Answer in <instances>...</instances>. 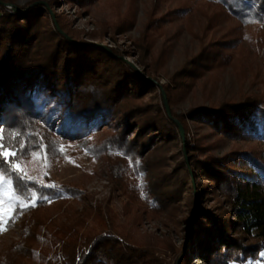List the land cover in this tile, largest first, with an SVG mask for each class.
Returning a JSON list of instances; mask_svg holds the SVG:
<instances>
[{"label":"trees","instance_id":"trees-1","mask_svg":"<svg viewBox=\"0 0 264 264\" xmlns=\"http://www.w3.org/2000/svg\"><path fill=\"white\" fill-rule=\"evenodd\" d=\"M201 1L220 7L224 15L242 26L264 32V0ZM1 2L0 174L10 181L17 196L36 202L82 198L75 186H43L27 179L14 162L32 152L62 158L75 148L83 149L91 136L110 128L113 133L92 152L105 158L111 181L129 200L149 204L147 208L135 207L143 215L164 217L168 211L174 212L178 194L171 189L172 184L155 177L159 167L152 162L157 151L164 154V147L184 141L175 120L158 104L144 101L146 93L156 90L152 80L139 75L118 50L78 39L58 20L67 36L62 34L51 13L41 7L16 14L6 6L14 5L15 0ZM153 12L137 39L138 62L160 86L162 66L149 58L157 39L167 34L159 19H153ZM249 41L264 61V41ZM202 47L189 59L195 67L193 78L200 77L196 72L205 67H221L229 61V55L223 52L228 51L227 44L216 52L212 46ZM179 72V76H187L190 69L186 65ZM161 87L170 99L171 86ZM190 115L206 117L213 129L231 139L264 141V95L198 106L190 110ZM173 116L188 132L182 114L173 112ZM61 143L68 149L63 153L58 148ZM184 149L195 173L213 181L225 205L219 213L198 210L206 222L202 225L198 219L188 253L195 250L196 258L208 264H245L264 250V150L233 152L245 166V170H236L218 156L197 155L188 140ZM5 151L16 155L5 157ZM184 170L189 177L187 165ZM206 189L202 187V191ZM90 219L99 221L96 228L88 223ZM42 233L31 235L34 239H29V248L20 245L17 251L28 249L30 254L46 257L44 251L33 248L34 241L42 240ZM53 235L56 249L45 264H171L161 247L176 249L169 242L162 246L155 240L139 241L133 234L122 232L102 202L94 201L85 206L67 231ZM14 250L11 248L0 264H26L13 260Z\"/></svg>","mask_w":264,"mask_h":264},{"label":"rangeland","instance_id":"rangeland-1","mask_svg":"<svg viewBox=\"0 0 264 264\" xmlns=\"http://www.w3.org/2000/svg\"><path fill=\"white\" fill-rule=\"evenodd\" d=\"M15 1L14 6L10 4L7 7L16 14L30 12L33 7H41L78 39L118 50L123 60L137 66L143 73V66L138 62L140 53L137 39L147 25L154 7L153 19H159V24L167 36L158 38L150 52L149 60L162 66L158 81L160 86L155 78L145 73L155 84L156 90L146 93L144 101L158 104L167 113L166 100L172 114H182L188 132L185 130L184 142L179 141L176 145L164 147V154L157 151L153 157L152 163L159 167L155 177L159 181L165 180L167 185L172 184L171 189L178 194L177 207L174 206V212L168 211L165 214L166 220L163 219L165 216L148 217L138 211L135 207L147 208L149 204L129 200L111 181L105 158L92 152L104 138L113 133L110 128L91 136L88 145L83 149L75 148L73 153L68 152L62 158L32 152L28 157L14 162L15 168L19 165L17 169L27 179L37 181L43 186H75L82 192L83 197L51 199L46 202H36L33 198L29 201L18 197L10 181L0 174V260L14 247L15 256L12 258L18 263L23 260L26 264H45V260H50L56 249L53 246V234L64 229L67 231L73 220H77L82 214L85 206L94 201L102 202L104 209L113 216L115 224H118L122 232L133 234L139 241L155 240L162 246L167 242L173 244L175 250L161 247L163 256L171 264H208L196 258L195 250L188 253V242L198 228V219H203L198 210L222 212L225 208L224 196L214 186L213 181L195 173L184 143L188 140L201 157L215 155L223 158L236 170H245L244 161L236 159L233 152L247 149L263 151L264 141L231 139L213 129L206 117H192L190 110L202 105L240 100L246 95H264V61L249 41H264V32L240 25L235 19L224 15L220 7L201 0ZM41 1L45 3L33 6ZM15 7L24 11H18ZM50 20L49 16V22ZM223 44L228 47V51H223L229 55L228 63L221 67H205L199 73L196 72L200 77L193 78L196 75L191 73L195 67L189 63V59L202 46H212L211 50L216 52L221 51ZM186 65L190 72L187 76H179V70ZM136 71L138 72L137 69ZM138 74L141 75L139 72ZM163 85L171 86L168 92L170 99L161 87ZM58 148L62 153L68 150L63 143ZM186 165L189 177L184 170ZM154 169L156 170V166ZM202 187L207 189L202 191ZM205 222L202 220V225ZM88 223L96 228L99 221L90 219ZM40 231L43 232L42 240L34 241L33 248L38 247L44 251L43 255L46 257L30 254L28 249L27 252L17 251L16 248L20 245L29 248L32 244L30 240L33 241V237H36L34 234L39 235ZM245 264H264V250Z\"/></svg>","mask_w":264,"mask_h":264},{"label":"water","instance_id":"water-1","mask_svg":"<svg viewBox=\"0 0 264 264\" xmlns=\"http://www.w3.org/2000/svg\"><path fill=\"white\" fill-rule=\"evenodd\" d=\"M38 3H45V2H43V1H41V2H36L35 4H33V6L38 5ZM0 4H2L1 0H0ZM9 5H10V4H6V6H9ZM11 5H13V4H11ZM13 6H14V5H13ZM15 8H16V10H18V11H24V10H21L20 8H18V7H15ZM55 22H56V25L58 26L59 31H60L62 34H65V35L67 36V34L64 32V30L61 29V28L59 27V25H58V23H57L56 20H55ZM94 44H95V45L102 46V47H105V45H103V44H99V43H96V42H95ZM134 67L138 70V72H139L142 76L146 77L145 73H143V72L141 71V69H139L137 66H134ZM164 96H165V94H164ZM165 105H166V110H167V113H168L169 117L172 118V119H174L175 122L178 124V126H179V128H180V131H181L182 138H183V140H185V129H184L183 125L181 124V122H179V120H177V119L174 118V116H173V114H172V112H171L170 106H169V104H168V102H167L166 100H165Z\"/></svg>","mask_w":264,"mask_h":264},{"label":"snow or ice","instance_id":"snow-or-ice-1","mask_svg":"<svg viewBox=\"0 0 264 264\" xmlns=\"http://www.w3.org/2000/svg\"><path fill=\"white\" fill-rule=\"evenodd\" d=\"M2 155L5 156V157H9L10 155H11V156H15L16 153H15V152L9 153V152L5 151V152L2 153ZM138 163H139V161H137V164H138ZM17 168H19V165H17ZM30 178H31V177H30Z\"/></svg>","mask_w":264,"mask_h":264}]
</instances>
